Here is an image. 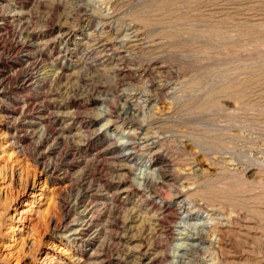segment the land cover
Here are the masks:
<instances>
[{
    "label": "rangeland",
    "instance_id": "1",
    "mask_svg": "<svg viewBox=\"0 0 264 264\" xmlns=\"http://www.w3.org/2000/svg\"><path fill=\"white\" fill-rule=\"evenodd\" d=\"M0 264H264V0H0Z\"/></svg>",
    "mask_w": 264,
    "mask_h": 264
},
{
    "label": "bare ground",
    "instance_id": "2",
    "mask_svg": "<svg viewBox=\"0 0 264 264\" xmlns=\"http://www.w3.org/2000/svg\"><path fill=\"white\" fill-rule=\"evenodd\" d=\"M85 233V232H84ZM77 234V233H76Z\"/></svg>",
    "mask_w": 264,
    "mask_h": 264
}]
</instances>
